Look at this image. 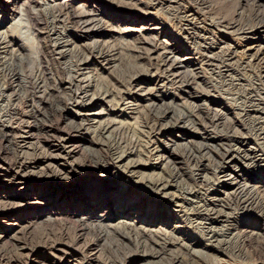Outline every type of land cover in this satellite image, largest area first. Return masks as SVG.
Wrapping results in <instances>:
<instances>
[{
    "label": "rangeland",
    "instance_id": "obj_1",
    "mask_svg": "<svg viewBox=\"0 0 264 264\" xmlns=\"http://www.w3.org/2000/svg\"><path fill=\"white\" fill-rule=\"evenodd\" d=\"M2 1L5 0H0V34L5 36L4 40L2 39V41L5 42V45H0V90L8 86H12L14 90H12V92L7 91L6 89L0 91V119L5 120L4 122H6V125H4L5 127L0 130V162H4L10 170H12L14 163L21 159L20 153L14 147V141L19 139L18 136L22 137L25 136V134L33 136V138H35L33 142L41 141L39 144L42 145V154L49 155L50 150L47 149V144L51 146L53 140L71 138L75 141L74 145H78L80 139H89L92 137L91 124L90 122L88 124L85 122V117L100 112H102L100 113L102 115L97 116V121L95 120V123H98V121L99 123H105L107 121L112 124L111 121H113V129L117 130L120 125L119 122H123L121 129L117 130V132H120L121 134V141L124 140L122 143L121 141L119 142V135L116 134L118 138L113 136L114 140L111 141L112 146L116 143V146L122 148L130 141L129 143L132 142V148L136 149V145L133 146V143L136 144L141 138V146L139 145L138 149H142V152H140L142 155L145 153L146 155L144 154V156H148L149 151L156 150L155 147H157L158 150L163 149L164 153L162 155L165 156V160L161 163V160H157L156 157L150 158L147 165L140 170V174L143 175L144 173L145 177L146 174H148V176L152 174L163 175L165 170L174 171V169H177L181 174L179 181H182L183 189L179 191L178 189L177 191L176 189H173L169 193L175 192L176 195L178 194L179 196H183L185 194L184 192L188 189L194 190L203 187L206 189L209 188L213 192H216L217 189L218 191L215 194L217 195L216 198L222 199L224 194L230 193V190L218 188V182L215 180V178L217 179L219 177L218 164L225 161L223 154L226 151L232 152V150H234L232 153L239 151L240 142L246 138L249 140V146L259 148L258 144H260L262 145L260 148L264 149V125L261 126L262 129L258 130L256 128L260 127H255L251 121L245 120L244 116L245 110L249 108L250 105H253V108L250 107L251 110L256 108L254 105L257 103H263L261 104L263 106L259 107H264V31L257 26L260 22L262 23V20L264 21V0H258V2L256 0H71L73 8L71 7L68 10H62L63 8L59 7V9L56 7V3L59 4L62 0H55V5H53L55 7H53V9L46 4L43 5L41 1L36 0H14L12 3H9L8 6L3 4ZM34 1L37 4H35ZM13 2H16L15 5L17 4L16 7L19 10L16 9V7L14 8ZM81 11L82 15L84 14L86 17L87 15L85 14L96 11V14H98L97 22L99 23L97 28L99 27L100 29L93 30L94 32L91 30L87 31V34L84 31L76 32L74 29L75 25H72L74 23L71 22V19H73L74 13L77 14ZM30 16L33 20H30ZM186 17L192 21L189 22L188 26H184L187 24ZM236 25H238V27H236ZM186 27L188 31L183 32L182 29H186ZM238 29L243 31L247 29L248 33L241 36ZM257 30H259L257 36H252L253 31ZM36 33L40 34L38 39L37 36L36 38L34 36ZM33 36L37 42L35 46L40 44V48L42 47L43 52V54L40 55L41 57L38 56L39 58H37L36 54L37 59H35L33 54L34 50L32 47H34V43H36ZM76 37H78V39H76ZM28 38L31 42L29 40L27 41ZM30 38H32V40ZM32 41L34 43H32ZM67 41H70L72 44L76 41V45L80 50H78V48L75 52H64L60 47ZM92 43H97L99 46L105 43L103 51L107 55L110 52L109 54L114 56L115 61H112V63L105 66V70L102 67L103 64L100 61L101 59L96 61L93 60V62L90 60L91 63L89 62V66L82 67L84 69L83 75H85L83 78L96 81L91 83L86 102H89V100H91L90 98H95L96 96V98L101 97V94L103 93L106 94L107 98L102 101L97 99L99 103L97 102V105L92 107L89 105L86 107L81 103L75 105L74 102L77 100V96L74 94L70 95L69 93V96L67 94L64 95L63 92H58L57 87L59 85L68 86L72 77V74L69 72L72 63H74L73 66L80 64V59H82L85 54L86 57L88 56V52L85 51L86 44L89 45ZM167 43L168 45L174 44L176 46L174 48H176L177 55H179L178 57L180 59L185 57L188 61L192 62L188 65V68H182L176 64L174 65V69L179 70L178 73L176 72L177 80L175 78L172 79L174 82L168 79L170 76L167 69L159 66L161 65V60L158 58L164 51V49H160V47H165ZM161 44L162 46L158 47V51L156 50L152 53L153 46ZM3 46H6L7 48L2 49ZM248 47L253 49L256 47L251 52L252 54L254 52L256 53L257 49L259 50L258 62H250V57H242L241 52ZM149 49H151L150 53H148V51H150ZM234 52H236L235 57L231 55L234 54ZM60 55L61 57H59ZM205 56H209L208 60L211 58V63L207 64L208 62H205ZM194 63L198 64L197 68L199 67V69L197 70L199 75H197L198 78L193 80L192 76L189 75L188 70H191V66ZM210 64L212 65L209 66ZM227 69L229 77L225 78L218 72ZM46 73L52 74L55 79L52 83H55V85L50 86V84L46 83L45 87L48 89H54L53 86H55L56 89H54V94L45 96V102H40L37 97L38 94L35 93L37 90L29 89L27 86L31 87L32 78L30 79V77H36L35 80L39 77L42 80V78L48 76ZM130 78H133L134 81L136 80L132 87H128V81H130ZM260 78L261 82H263L262 84H260ZM39 82H37L38 88L43 86L39 85ZM43 83L44 80H42L40 84ZM43 89H38V91L42 92ZM110 91H112V96L110 95ZM117 93H119V95H117ZM155 95H163L166 98L164 97L165 100H161V97H157L158 99H156ZM121 96L124 97L121 99ZM110 98H113L114 101ZM171 99H173V106H176L180 113L177 112L178 114L172 117H170V114L166 116L160 125L161 130H159L156 137L153 135L144 138V136H142V125L146 124V122L148 123L152 121L156 116V113H150L149 111L150 103H155V107L153 106L154 110L163 111L164 108H166L167 102L171 101ZM111 101L113 102L112 104H114L115 101L117 102L112 105L110 104ZM58 103L60 104L58 105ZM123 104H125V106ZM78 106L82 108L79 109ZM75 113L77 114L75 115ZM112 118L114 120H111ZM70 120L73 121L71 122ZM115 120H117V123H115ZM216 120H218V122H216ZM28 122L30 123L28 124ZM82 122L86 123H84L83 127ZM69 125H71V127ZM259 133H261L260 136ZM2 136H5L7 140H4ZM53 136L55 137L54 139ZM261 137L262 139H260ZM84 146L87 148L88 145ZM31 151L32 150H28V152H25V154L27 153L26 155H22L24 159L26 158L24 161H28L26 164H29L30 162L32 163V159L39 155L37 152ZM87 154L88 153L84 150L81 151L79 154L80 157H77L79 160L77 164L81 163L82 167L80 166L81 169H75L76 172L83 173L82 176L84 174L86 176H83L84 178L81 177L82 179L76 178L69 181L71 183H61L66 186L63 187V189L66 188L67 192L75 194L76 192L78 193L82 191L86 186L92 185H98L99 187L102 186L107 190L105 185H107L106 183L108 181H105L106 178L104 180L102 178L100 179L99 174H96V165L91 163L92 160H86V162L82 160L87 158ZM92 157L94 161L97 159L95 155ZM240 157H242L241 154L239 155V158ZM130 158L137 160L135 156H131ZM142 158L143 157H141V159ZM236 165L238 168L235 167L233 170H228L230 172L235 171V177H238L236 180L237 183H234L238 184L246 179L250 180L251 183L249 188H252L253 192H255L253 195H256L257 199L263 204L262 209L264 211V170L258 168L255 164L244 162L241 158L237 161ZM84 167H86V169H83ZM194 170L199 171L195 172ZM84 171H88V173L86 174ZM190 171L191 173H200L201 176L193 174L195 179V181H193L191 180L192 177L189 178ZM112 172V176L109 179L116 181L118 174L116 170H112ZM225 174L229 175V173ZM203 175H206L205 179L208 181L200 179L201 177H204ZM136 176L137 175L133 177L132 182L121 180V182L123 181L121 184L122 187L119 185L120 187L117 189L118 192L121 190L124 192H133L135 196H132V199L129 198V200L125 201L126 204L131 203V205L127 207L126 205H123V207L125 206V208H127H123V212L128 213L133 208V204H139L142 200L138 199V197H144L146 199V202L139 204L140 207L145 204L146 206L150 204V206L152 205V209L149 210L148 208L145 209L142 207L141 212H139L137 210L138 208H135L136 210L132 211V214H130L131 216H129L126 222L139 220L144 221V223L147 224L149 223L148 221L155 218L154 211L155 213L158 211L157 213H161L162 215L156 216L157 219H155H161V221H165V223H170L167 231H172L171 229L176 224V221L171 220L169 222V220L175 215H181L182 219L183 213H179L180 210L168 206L167 202L172 204V201L170 200L171 195L164 197L157 195L155 197L154 193L150 192L148 189L149 185L147 184V186L143 183L142 186V184L138 182L140 176ZM207 176L208 178H206ZM45 179L47 178H43V180ZM2 180L4 181L3 178H0V183H2ZM36 181L37 177L28 174L23 182L18 183L33 185L34 183H37ZM191 182H195L194 186L193 184H190ZM185 185L187 187H185ZM3 189L4 188L1 184L0 190ZM12 190L16 191L17 188L11 189L9 191L10 194L13 193ZM1 196L7 198L4 192L0 193V197ZM231 196L233 197L230 198L229 202L228 200L226 201L227 198H224L226 203L234 205L238 199L240 200L237 194ZM34 197L35 196L27 195V197H21L22 199L19 198L20 203L18 206L14 207V213L20 214L22 212L29 214L27 216L30 217L32 215L30 213H35L38 208L44 207L42 206V203H34ZM139 205L135 206L139 207ZM102 206L103 203H101V207ZM1 207L2 205H0V208ZM160 207L163 208L160 209ZM187 208L188 206H186V209ZM218 209L222 213L228 212L227 206ZM109 211L110 210H107V207L103 206L101 210L95 211L91 217L104 221L106 217L101 218L100 216L103 215L102 213ZM176 211L178 214L175 213ZM118 215L120 216L121 214ZM46 216H49V214L46 215L43 213L40 217L43 219ZM199 216L200 215L196 216V223L200 222L198 223L199 225H204L205 221L203 219L206 215L204 217ZM235 217V220H233L235 221L233 222L234 230L229 235L225 234L224 236V234H222L218 238L221 239V241L224 240L221 249L215 248L213 247V244L206 242V236L202 235L203 233L201 232V228H199L200 226L193 222L194 220H192V223L194 224L190 223V225L189 222H183V220H181L180 225H178L181 227L182 233L176 235H178L184 243L191 242L194 244L193 251H191V259L200 264H209L207 262L215 263L217 257V262L218 260H220V262L225 261V264H264V217L260 216L258 209L241 213L239 217L235 215ZM39 218H36L35 220H40ZM208 218L211 219L210 216ZM117 220L112 221V224L116 225V223H118ZM146 220L148 221L146 222ZM14 223L15 218H7L0 214V236L3 237L7 233V235L11 234L15 227ZM138 225L139 224H137V226ZM37 232L36 229V233L32 234V237H29L31 238L29 242L32 241L33 244H37L39 241L37 239V235H39ZM4 242L7 241L4 240L3 243ZM112 242V240H108L106 243ZM3 243H1V249H10L7 247L6 243ZM106 243H100L101 248H104ZM129 244L128 249L122 251L119 256L125 260V264H128V262L131 264H146L150 261L153 263L161 262L162 260H165L171 251L173 252L174 250H177V248L172 245L166 254L161 255L157 259L154 258L149 260L147 258L148 261L145 259L139 261L138 259H134L136 247L132 243ZM151 246L153 245L151 244ZM139 251H137V254L141 253ZM238 251L244 253L246 257L244 259L238 257L235 258ZM205 254L210 256V261L207 260ZM105 258H107V255ZM109 258H111V256H109ZM211 258L215 259L212 260Z\"/></svg>",
    "mask_w": 264,
    "mask_h": 264
},
{
    "label": "bare ground",
    "instance_id": "obj_2",
    "mask_svg": "<svg viewBox=\"0 0 264 264\" xmlns=\"http://www.w3.org/2000/svg\"><path fill=\"white\" fill-rule=\"evenodd\" d=\"M12 1H14V0H5V1H2V3L6 4V6H8V4L12 3ZM15 1H17V0H15ZM36 1H41L43 3V5L46 4L51 9H53V7H55L53 5H55L54 3L56 2L55 0H36ZM256 1L258 2V0H256ZM15 3L16 2H13L14 8L17 5V4L15 5ZM34 3H35V1H34ZM35 4H37V3H35ZM71 4H72L71 0H62L59 4L56 3V7L63 8L62 10H68L72 7ZM44 8H45V6H44ZM16 9H18V8L16 7ZM24 10H26V9H24ZM82 11L80 13H77V14L74 13L76 15L73 14V19H71L72 21L70 20L72 23H74L72 25H75V28H74L75 31L76 32H78V31L83 32L84 31L86 33L87 31H90V30L92 32H94L93 30L100 29L99 27L97 28V26H99V23L97 22L98 21V14H96V11H93V13L90 12L89 14H85V15H87V17L84 16V14L82 15ZM65 14H66V12H65ZM28 16H29V14H28ZM71 16H72V14H71ZM30 18H31V16H30ZM186 18H187V21H186L187 24L186 25L183 24L184 26H188L189 22L191 21V20H189L188 17H186ZM30 20H33V19L31 18ZM53 20H54V18H53ZM61 20H63V19H61ZM184 23H185V21H184ZM191 24H193V23H191ZM257 26L262 31H264V21L263 20H262V23L260 22V24H257ZM64 27H65V25H64ZM236 27H238V25H236ZM67 28H65V29H67ZM63 29H61V30H63ZM53 30H55V29H53ZM182 30H183V32L188 31L187 27H186V29H182ZM258 31L259 30L253 31L252 36H255V35L257 36ZM238 32H240L241 36L248 33L247 29L245 31L238 29ZM34 36H35V38L37 36V39H38V36H40V34L36 33V35H34ZM34 36H33V39H34ZM57 36H59V35H57ZM64 37H66V36H64ZM4 38H5L4 35L0 36V45H3V44L5 45V42L2 41V39L4 40ZM30 39L32 40V38H30ZM76 39H78V37H76ZM28 40H29V38L27 39V41ZM58 40H59V38H58ZM190 40H193V39H190ZM34 41L36 42L35 39H34ZM32 43H34V42L32 41ZM76 43H77L76 41H74L73 44L70 41H67L60 48H62L63 51L67 52V53L68 52L69 53L75 52L79 48V47H77ZM170 43H172V42H170ZM35 44H37V42L34 43V47H32V48L34 50V53H33L34 57H35V59H37V58L41 57L40 55L43 54V52H42V47L40 48V44H38L37 46H35ZM104 45H105V43H103V45H101V46H99L97 43H92L89 45L86 44L85 51L88 52L87 53L88 56L86 57V54H85L82 57V59L79 58L80 64L73 66L74 63H72V66L70 65L71 68L69 69V72H70V74H72V77L70 79V83L68 84V86L67 87L63 86V85L62 86L59 85L58 87L56 86L58 89V92L61 91L64 93V95L65 94L68 95V93H69L70 95L74 94L75 96H77L76 97L77 100L74 102L75 105H78L79 103H81V104H84V106H86V107L88 105L90 107H92V106L97 105L98 100L102 101L103 99L107 98L106 94L103 93V94H101V97L96 98L97 97L96 96L95 98L94 97L90 98L91 100H89V102H86V100H87L86 97H87V94L89 92L88 90H90L89 88H91V83L94 80L92 81V80L83 78V76H85V75H83L84 69L82 68L84 66H89L91 61L93 62V60L96 61L98 59H101L100 61L103 64L102 67L105 70L106 69L105 66L112 63V61H115L114 56L109 54L110 52L108 53V55L105 54V52L103 51ZM159 46H162V44L158 45V46H153L152 53L154 51H156L157 49H159L158 48ZM174 47H176L174 44L168 45V43H167V45H165V47H163V48L160 47V49H164V51L158 58L159 60H161L160 61L161 65H159V66L165 67L167 69L169 76H170V77H168V79H170V81H172V82H174V80H172L173 78H175L177 80L176 72L177 73L179 72V70L174 69L175 64L179 65V67H182V68H185V67L188 68V65H190L192 63L191 61H188L185 57L180 59L178 57L179 55H177L176 48H174ZM6 48H7L6 46L2 47V49H6ZM254 49L251 47H248L244 51L242 50L243 51V52H241L242 57L243 56L247 57V58L250 57V62L251 61L258 62L259 61L258 60L259 50L257 49L256 53L254 52L252 54L251 52ZM78 50H80V48ZM149 50L150 51H148V53L151 52V49H149ZM80 52H83V51H80ZM235 53L236 52H234V54H231V55L235 57V55H236ZM4 54H5V52H4ZM12 54H13V52H12ZM36 54H37V58H36ZM82 54H84V53H82ZM10 55H8V56H10ZM74 55H75V53H74ZM59 57H61V55ZM208 57L205 56V62H208L207 64L211 63L210 62L211 58H209L210 60H208ZM176 60H177V62H176ZM155 65H157V64H155ZM211 65L212 64H210L209 66H211ZM197 66H198V64L194 63L191 66L192 67L191 70H188V73L190 76H192L193 80L198 78L197 75H199L198 70H197V69H199V67L197 68ZM224 67L227 68L226 66H224ZM166 69H164V70H166ZM218 72L225 78L229 77L228 69L227 70H220ZM46 74H48V73H46ZM31 78H32V80H31L32 83L30 85L31 87L27 86V88L37 90V92H35V93L38 94L37 97L40 100V102H43L44 100L46 101L45 96L54 94V89H56L55 86H53L54 89H48L47 87H45L46 83L50 84V86L55 85V83H52L55 80L54 77L52 76V74H48V76L46 78H42V80H44L43 84H40L42 80L39 77L37 80H35L36 77H30V79ZM11 80H12V78H11ZM58 81H60V80H58ZM227 81H229V80H227ZM259 81L261 82V78ZM37 82H39V85H43V86H40V88H38ZM94 82H96V81H94ZM128 82H129L128 87H132L133 83L136 82V80L134 81L133 78H130V81H128ZM262 83L263 82H261L260 84H262ZM119 85H121V84H119ZM122 86H124V85H122ZM126 87H125V89H126ZM107 88H109V87H107ZM5 89L7 91H10V92H12V90H14V88L12 86H8V87H5L4 89H2L0 91H4ZM38 89H43V90H42V92H40V91H38ZM113 89H114V87H113ZM257 89H259V88H257ZM33 90H32V92H33ZM110 90H112V89H110ZM246 90H247V88H246ZM111 92L112 91H110V95H111ZM127 94H128V92H127ZM117 95H119V93H117ZM250 95H251V93H250ZM114 96H115V94H114ZM70 97H72V96H70ZM122 97H124V96H121V99H122ZM155 97H156V99H158L157 97H161L160 98L161 100H165L164 99L165 96H163V95L162 96L155 95ZM113 98H110V99H113ZM95 99H96V101H95ZM114 99H113V101H114ZM172 100L173 99H171V101L167 102L166 108H164L163 111L154 110L153 106L155 105V103L154 102L150 103L149 111H150V113L151 112L156 113L155 114L156 116L152 121H150L151 123L146 122V124L142 125L143 126L142 127L143 128V134L146 135L145 136L142 134V136H144V138L150 137L153 135L156 137V135H158V133H159V130H161L160 125L163 122L164 118L166 116H168L169 114H170V117H172V116H175L176 114L180 113V112H178L177 107L173 106L174 104H173ZM119 101H120V99H119ZM116 102L117 101H115V103ZM121 102H122V100H121ZM260 102H262V101H260ZM69 103H71V102H69ZM112 103L113 102L111 101L110 104H112ZM59 104L60 103H58V105ZM114 104H112V105H114ZM261 104H263V103H261ZM261 104L257 103L256 105H254V107H256V108L253 110H251V108H250V107L253 108V105L252 106L250 105V107L247 108L244 112L245 120L251 121V123H253L255 127L256 126L260 127V128H256L258 130L262 129L261 126L264 125V107H262V108L259 107V106H263ZM123 105L125 106V104H123ZM80 108H82V107H79V109ZM100 113H102V112H100ZM100 113L92 114L90 116L88 115L89 117H85V122H87V124L90 122V124H91L90 127L92 128L91 133L93 135L92 136L93 138L90 137L89 139H80L78 142V145L77 144L74 145L75 141L73 139H71V138L66 139V138L61 137L62 139L53 140L56 137L54 135L55 137L53 136V139H52L53 141L51 142L52 145L50 146L47 144V149L50 150L49 155L48 154H44V155L42 154V151H43L42 145L39 144L41 141L39 142L37 140L38 142H36V141L33 142L35 138H33V136H31V135L28 136L25 134V136H22V137L18 136V138H19L18 140L14 139L15 140L14 141V143H15L14 147L20 153L21 159H19L18 162L14 163L12 170H10V168L7 167V165L4 162L3 163H1L2 161L0 162V178L4 179V181L2 180V183H0V185L2 184L4 189L0 190V191L4 192L5 196H7V198L2 197V196H1L2 198L0 197V205H2V207L0 208V214H2L3 216H6L7 218L8 217L15 218V223H14L15 227H14L12 233L7 235L8 233L6 231V233H7L6 235H4V236L2 235L3 237L0 236V247H1V243H3V241L5 240L7 242H4V243H6L7 247L10 248V249L5 248L4 250L0 248V264H118V263L125 264V260L119 256L122 253V251H124L125 249H128V247L130 245L129 243L134 244V246L136 247V254H134L135 255L134 259L135 260L138 259L139 261H143L144 259L147 261H148V259L149 260L154 259V258L157 259L161 255L166 254V252L170 250V247H172V245H173V247L177 248L176 251L175 250L173 252L171 251L169 253V255L165 258V260H162L161 262H157V263H153L150 261L146 264H200L197 261L191 259L192 258L191 251H193L194 244L191 242L190 243L189 242L184 243L180 239V237H178V235H176V234L182 233L181 227L179 226L181 223L180 222L181 220H183V222L184 221L189 222V225H190V223H192V220H194L193 222L196 223V219H197L196 216L200 215V216L204 217L206 215L205 218L203 219L205 221V223L203 222L204 225H199L198 223H200V222H198L196 224L200 226V227L199 226L198 227L201 228V232L203 233L202 235L206 236V238H207L206 242L213 244V247H215V248L221 249L223 246L222 243L224 240L221 241V239H218V238L222 234H224V236H225V234L229 235L234 230L233 222H235V221H233V220H235V218H236L235 215H237L239 217V215L241 213H245V212H248L251 210H257L258 209L260 216L264 217V213H263L264 211L262 209L263 204L261 203V201H259V199H257L256 195H253V193H255V192H253L252 188H249L251 181L246 179V180L242 181V183L239 182L238 184H235L234 182H236V180L238 178V177H235L236 176L235 171L234 172L228 171L229 169L233 170L235 167L238 168V166L236 164L240 158L244 162H247V163L249 162L251 164H255L258 168L264 170V149L260 148L262 145L258 144L259 148L258 147H251V146H249L250 145L249 140L246 138L243 141L240 140L241 142H240L239 149H238L239 151H237V149H236V151H237L236 153L238 155L236 153H232V152H234V150H232V152H228V151H226L225 153L223 152L224 153L223 157L225 158V161L218 164V166H219L218 167L219 177L217 179L215 178V180H217V182H218V186H217L218 188L230 190V193L224 194L223 195L224 197H222V199L216 198L217 195H215V194L218 191L217 189H216V192H213L207 186L206 187L208 189L203 188V187L202 188L199 187L200 189H194V190L188 189L187 191L184 192L185 194L183 196L182 195L179 196L178 194L176 195L175 192L169 193L173 189L174 190L176 189V191H177V189H178V191L183 189L182 181H179L181 174L177 171V169L176 170L174 169V171L173 170H165L163 175H160V174L153 175L152 174L153 176L152 175L148 176V174H146V177H145L144 173H143V175L140 174V170H142V168L147 165V162L149 161L150 158L156 157L157 160H161L160 161L161 163H162V161L165 160V158H164L165 156L162 155L164 153L163 149L158 150L157 147H155L156 150H151V151L148 150L149 151L148 156H144L145 153L143 155H142V153H140V152H142L141 151L142 149L141 150L138 149L139 145H140V139L141 138L139 139V141H137L136 144L133 143V146L136 145V149L132 148V145H131L132 142L129 143L130 141L127 142V145H124L122 148L116 146V143H114L115 145L112 146L111 141L114 140L113 136L118 138L116 136V134H118L119 139L121 138V134H120V132H117V130L121 129V127H122L121 125L123 122L118 121L120 123V125L118 126L119 128H117V130L113 129V123H114L113 121H111L112 124H110V122H107V121L105 123H101V122L99 123V121H98V123H95L97 121L96 120L97 116L102 115ZM76 114L77 113H75V115ZM111 120H114V119L112 118ZM4 121L5 120L0 119V130H2V128L5 127L4 125H6V122H4ZM115 121H116L115 123H117V120H115ZM71 122H70V124H71ZM85 122H82L83 123L82 127L84 126ZM180 122H181V120H180ZM216 122H218V120H216ZM29 123L30 122H28V124ZM77 123H79V122H77ZM73 124H75V123H73ZM73 124H72V126H73ZM69 126L71 127V125H69ZM114 126H116V125H114ZM86 129H88V128H86ZM76 133H79V132H76ZM261 133H259V136ZM123 135H124V132H123ZM73 136H74V134H73ZM2 138L4 140H7L5 136H2ZM147 139H149V138H147ZM242 139H244V138H242ZM260 139H262V137ZM118 141L120 142L121 139ZM122 141H121V143H122ZM84 145H88L87 148H85L86 146H84ZM145 146H144V148H145ZM148 148H149V146H148ZM28 150H32L31 152L35 151L39 155H37V157L32 159V163L30 162L29 164H26V162H28V161H24L26 158L24 159L23 156H24L25 152H28ZM83 150L85 152H87L88 154H87V158H84V159L81 158V159L84 160L85 162H86V160H90V159L92 160L91 163L96 165L95 166L96 174H99L100 179L102 178L104 180L106 178L105 181H108L106 183L107 185H105L107 190L102 186L99 187L98 185L97 186H93V185L92 186H86L82 191H80L78 193L76 192L75 194H72L71 192H67L66 188L63 189V187H66V186L62 185L61 183H66V182L68 183L69 181H71L73 179H76V178L82 179L81 177L86 176L85 174L82 176L83 173L81 174L79 172H76V170H75V169H81V167H82L81 163L77 164V162L79 161L77 159V157L79 156V154ZM239 153L242 156L240 158H239V155H240ZM94 155H95V157H97V159H95V161L93 160V157H92ZM131 156H135L137 158V160L130 158ZM141 157H143V158L141 159ZM166 158H168V157H166ZM156 159H154V160H156ZM82 160H80V161H82ZM85 162H83V163H85ZM105 165H107V166H105ZM83 169H86V167H84ZM112 170H116V172L118 174V178L116 179V181L109 179L112 176L111 175L113 173ZM14 171H16V172H14ZM194 171L196 172L199 170H194ZM84 172H86V174L88 173V171H84ZM195 172L191 173V171H190V175H189V178L192 177L191 180H193V181H195L193 174H197V176H201L200 173H195ZM1 173H3V174H1ZM225 173H229V175H226ZM28 174L32 175L33 177L34 176L37 177V181H36L37 183H34L33 185H26L23 183L19 184L18 182H23L24 178H26L28 176ZM135 175L140 176L139 177L140 180L138 182L140 184H142V186H143V183L146 185L147 184L149 185V186L147 185L148 189L150 190V192L154 193L155 197L157 195H161L162 197L167 196V195H171L170 200L172 201L173 205L169 204L167 202L168 206L173 207L174 209L180 210L179 213H181V212L183 213L182 219H181V215L180 216L175 215L174 217H171V219L169 220V222L171 220L176 221L175 222L176 224L171 229L172 231H170V230H169V232L167 231L168 227L170 226V223L167 222L168 223L167 224V223H165V221H161V219L156 220L157 219L156 216L162 215L161 213H157L158 211H156V213L154 211V214H155L154 216L156 219L154 218L151 221L146 220V222L147 221L149 222L147 224L144 223V221H139V220L135 221L133 219H132L133 221H131V222H126V220L129 218V216H131L130 214H132V211L136 210L135 208H138L137 210L139 212H141L142 207H144L145 209L148 208L149 210L152 209L151 208L152 205L150 206V204L147 206H146V204L145 205L143 204L144 206L140 207L139 204L146 202V199L144 197H138V199H141L142 201H140L139 204H133L132 203L133 208L128 213L123 212V208H125V206L123 207V205H126V207L131 205V203L126 204L125 201L129 200V198L132 199L133 198L132 196H134V193L130 192V191L124 192L122 190L120 192H118L117 189L121 186V184L123 182V181L121 182V180H127V182L128 181L132 182V179ZM205 176L203 178L201 177L200 179L208 181L205 179ZM43 178H47L50 180H47V179L43 180ZM206 178H208V176ZM240 180H243V179H240ZM211 182H212V180H211ZM57 183H59V184H57ZM69 183H71V182H69ZM194 183L195 182H191L190 184H193V186H194ZM212 183L215 185L214 182H212ZM208 185H209V183H208ZM15 186H17V187H15ZM185 187H187V186L185 185ZM16 188H17V190L16 191L12 190L13 193L10 194L9 191L11 189H16ZM195 190H197V191H195ZM218 193H220V192H218ZM236 194L239 196L240 200L238 199V201L234 205L228 204L225 202L224 198H227L226 201L228 200V202H229L230 198L233 197L231 195H236ZM27 195L28 196H35L34 197V199H35L34 203H37V204L42 203V206H44V207L38 208L37 212L30 213V214H32L30 217L27 216L29 214L22 213V212L19 214V213H14V211H13L14 207L18 206L20 203L19 198L27 197ZM101 203H103L104 207H107V210H110L109 212L102 213L103 215L100 216L101 218L106 217L104 219V221L99 220V219L94 218V217H91L95 211H97V210L99 211L102 209L103 206L101 207ZM135 205H139L140 208L135 206ZM132 206H130V207H132ZM186 206H188V208H187L188 210L186 209ZM223 206H227V210L229 213L228 212L222 213L218 209L220 207L222 209ZM42 208H44V209H42ZM162 208L160 207V209H162ZM125 209H127V208H125ZM43 213H45L46 215L49 214V216H46L45 218L42 219V217H40V216ZM175 213L178 214L177 211ZM118 214H121L122 216L121 215L119 216ZM118 216L120 218L125 219V220L120 219ZM209 216L211 217V219L208 218ZM213 216H214V218H213ZM203 217H201V218H203ZM36 218L37 219L39 218L40 220H35ZM115 220H117L118 223H116V225H113L112 221H115ZM200 220H202V219H200ZM137 224H139V225L137 226ZM192 224H194V223H192ZM143 225H147V226H143ZM36 229L38 231L37 233L39 234V235H37V239L39 241L37 242V244H33L32 241L29 242L31 240V238H29V237H32V234L36 233ZM199 232H200V230H199ZM233 236H235V235H233ZM115 239H116V242H115ZM108 240H112L113 242L112 243H106ZM191 240H193V239H191ZM102 242L106 243L104 248H101V246H100V243H102ZM151 244L153 246H151ZM197 245H198V243H197ZM207 245H208V243H207ZM223 249H224V247H223ZM137 251L141 252L140 253L141 255L137 254ZM106 255H107V258H105ZM109 256H111V258H109ZM237 257L244 259L246 256L241 251L240 252L238 251V253H236L235 258H237ZM206 258L208 261H210L209 255H206ZM217 258L216 259L214 258L215 263H212V262L211 263L207 262V263H209V264H220V263L225 264L226 263L225 261L220 262V260H218V262H217ZM214 259H212V260H214ZM128 264H131V263L128 262ZM143 264H145V263H143Z\"/></svg>",
    "mask_w": 264,
    "mask_h": 264
}]
</instances>
